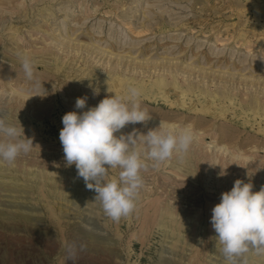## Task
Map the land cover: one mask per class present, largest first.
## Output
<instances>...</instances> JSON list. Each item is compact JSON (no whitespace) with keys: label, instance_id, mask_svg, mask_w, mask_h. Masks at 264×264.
<instances>
[{"label":"rangeland","instance_id":"374dc122","mask_svg":"<svg viewBox=\"0 0 264 264\" xmlns=\"http://www.w3.org/2000/svg\"><path fill=\"white\" fill-rule=\"evenodd\" d=\"M130 88L152 118L123 132L161 123L194 141L182 161H148L135 210L113 221L59 133ZM0 117L33 141L0 160V264H227L212 208L237 179L264 187V0H0ZM255 251L241 259L264 264Z\"/></svg>","mask_w":264,"mask_h":264},{"label":"clouds","instance_id":"9594fccd","mask_svg":"<svg viewBox=\"0 0 264 264\" xmlns=\"http://www.w3.org/2000/svg\"><path fill=\"white\" fill-rule=\"evenodd\" d=\"M21 66L27 79L32 80L33 63L27 55H21ZM39 88L37 82L33 90ZM95 94L99 91L95 90ZM139 95L138 89L130 88L126 96H106L86 111H70L62 117L59 140L66 166L75 165L77 177L94 191V201L100 202L113 221L135 210L136 198L144 186L141 173L147 170L148 161L153 162L154 168L174 154L182 161L194 141L190 129L173 130L161 123L147 133L135 128L123 132L129 125L145 124L152 118L141 107ZM86 106L87 97L76 99L75 109ZM32 147L33 141L24 136L23 128L0 117V160L13 163ZM117 168L118 177L108 179L109 170ZM210 223L227 264H247L241 258L250 250L264 253V187L254 192L252 183L237 179L212 208Z\"/></svg>","mask_w":264,"mask_h":264},{"label":"bare ground","instance_id":"6f19581e","mask_svg":"<svg viewBox=\"0 0 264 264\" xmlns=\"http://www.w3.org/2000/svg\"><path fill=\"white\" fill-rule=\"evenodd\" d=\"M163 85H165V84H163ZM179 171H180V170H179ZM176 177H177V176H176ZM6 180H7V179H6ZM175 180H176V179H175ZM21 181H22V180H21ZM22 186H23V185H22ZM56 186H57V185H56ZM70 186H71V185H70ZM72 187H73V186H72ZM75 187H76V186H75ZM70 188H71V187H70ZM73 188H74V187H73ZM76 188H77V187H76ZM76 188H75V189H76ZM78 188H79V187H78ZM206 188H207V187H206ZM36 189H37V188H36ZM203 189H204V188H203ZM90 200H91V199H90ZM57 201H58V200H57ZM6 214H7V213H6ZM174 214H175V213H174ZM167 217H168V216H167ZM164 219H165V218H164ZM164 219H163V220H164ZM167 219H168V218H167ZM159 220H160V219H159ZM161 220H162V219H161ZM163 220H162V221H163ZM174 220H175V217H174ZM174 220H173V221H174ZM164 221H165V220H164ZM164 223H165V222H164ZM169 223H170V222H169ZM171 224H172V222H171ZM161 225H162V224H161ZM168 226H169V225H168ZM182 228H183V227H182ZM214 235H215V234H214ZM213 241H214V240H213ZM216 241H217V240H216ZM214 242H215V241H214ZM216 243H217V242H216ZM216 243H215V244H216ZM216 247H217V246H216ZM255 252H256V251H255ZM218 256H219V255H218ZM248 256H249V255H248ZM250 257H251V256H250ZM244 258H245V257H244ZM257 258H258V257H257ZM248 260H249V259H248ZM250 262H251V261H250Z\"/></svg>","mask_w":264,"mask_h":264}]
</instances>
